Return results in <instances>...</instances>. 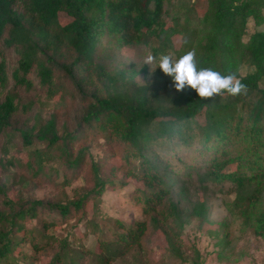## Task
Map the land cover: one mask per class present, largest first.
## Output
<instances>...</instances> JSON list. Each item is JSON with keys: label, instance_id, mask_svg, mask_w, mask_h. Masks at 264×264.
Returning a JSON list of instances; mask_svg holds the SVG:
<instances>
[{"label": "trees", "instance_id": "16d2710c", "mask_svg": "<svg viewBox=\"0 0 264 264\" xmlns=\"http://www.w3.org/2000/svg\"><path fill=\"white\" fill-rule=\"evenodd\" d=\"M206 2L207 8L198 18L191 16L196 22L191 34L195 37L197 68L232 73L227 65L237 49L244 46L253 71L244 76L235 75L247 91L237 96L225 93L200 98L194 91L185 89L164 104L159 89L148 86L108 94L105 98L87 94L81 72L92 68L99 78H105V66L96 62L103 39L113 50L138 52L148 48L156 54L163 53L188 28L185 23L181 24L179 17H173L167 25V7L173 0H0V163H3L6 144L17 137L25 148L41 146L33 151L34 158L27 155L25 164L29 169L35 166L36 173H43L45 164L53 161L79 175L85 164L84 154L73 156L71 147L81 137V130L60 132L55 115L44 122H35L30 128L13 126L17 117L25 116L34 106L32 100L23 102L24 97L36 92L30 79L34 75L37 87L49 98L56 95L61 98L67 93L65 83L71 82L86 104L79 127L106 134L108 142L114 137L120 139L134 158L143 159L146 164L145 170L141 166L144 177H138L144 194L145 221L127 227L126 233L116 240L97 241L94 250L73 247L67 236H56L49 230L75 219L79 213L86 216L88 199L95 201L92 208L97 207V200L109 184L98 174V168L94 169L93 188L65 203L44 205L41 201H29L17 205L7 197V184H0V198L5 208L0 210V264H18L22 255L16 257L14 253L20 244L31 247L32 253L27 256L30 261L25 264H146L141 250L148 225L162 231L166 219L179 222L165 178L152 172L156 166L142 155L149 141L158 138L175 142L178 152L184 150L189 158L195 155L193 163L186 165V173H196L200 182L229 183L237 195L252 189L245 198L248 209L251 202L261 199L264 193V85H261L264 83V31L253 32L245 43L242 37L249 20L255 26L264 23V0ZM6 49L12 50L16 57V67L10 77L3 57ZM119 75L123 77L122 73ZM10 79L13 84L9 87ZM201 114L204 123L197 125L195 118ZM152 126H156L155 133L151 131ZM127 176L137 179L136 173L127 172ZM43 213L53 218L40 217L39 229L26 228L28 221ZM56 216L66 220L60 224ZM90 226L97 227L93 220ZM163 233L171 243L167 232L163 230Z\"/></svg>", "mask_w": 264, "mask_h": 264}, {"label": "rangeland", "instance_id": "374dc122", "mask_svg": "<svg viewBox=\"0 0 264 264\" xmlns=\"http://www.w3.org/2000/svg\"><path fill=\"white\" fill-rule=\"evenodd\" d=\"M206 8V0H173V4L167 7V25H170L173 17H179L181 24L185 23L188 28L185 29L184 37L178 35L174 43L160 54L148 48L138 52L133 49L113 50L109 42L103 39L97 49L96 62L105 66L106 76L102 80L92 68L81 72L85 78V92L105 98L108 94L125 93L128 90L131 92L135 87L148 86L151 89H159L162 103H169L177 92L171 78L159 69V58L169 55L175 62L189 50L194 49L196 52L195 37L191 34L195 30L196 22L191 16L199 17ZM188 18L191 22L186 23L184 19ZM255 31H264V23L255 26L249 20L242 43L247 42L249 35ZM149 54L155 58L152 64L145 63ZM3 57L10 77L16 67L15 54L6 49ZM227 69L239 76L253 71L244 46L237 49ZM107 78L109 81H106ZM30 79L36 87V92L24 97L23 102L32 100L34 106L25 116L17 117L13 126L30 128L35 122H44L55 115L60 132L81 130V137L75 140L71 147L73 156L80 152L84 154L85 164L79 175L53 161L45 164L43 173H36L35 166L29 169L25 164L27 155L34 158L33 151L41 146L37 144L25 148L21 141L14 137L11 143L6 144L3 163H0V184H7V197L17 205L29 201H41L44 205L65 203L93 188L94 169L98 168V174L108 180L109 184L97 200V207L92 208L95 201L88 199L86 216L79 213L75 219L70 220L56 216V221L60 224L64 220L66 223L57 225L49 232L56 236H67L73 247L83 246L94 250L97 241L116 240L119 235L126 233L127 227H134L136 223L145 221L142 211L144 194L141 191V180L138 178L144 177L146 164L142 162L143 159L134 158L135 155L120 139L114 137L108 142L106 134L79 127L86 104L81 101L79 92L71 82L65 83L67 93H63L61 98L58 95L49 98L37 87L36 77L32 75ZM12 84L10 79L9 87ZM195 120L197 125H201L205 119L201 114ZM151 131L155 133L156 126H152ZM166 141L165 138L149 141L150 145L143 149L142 155L149 164L156 166V170L152 172L165 178L169 187V199L176 208L179 222L177 224L173 219H166L162 231L156 226L148 225V233L144 237L145 245L141 250L144 262L264 264V193L258 202H251L248 209L245 198L251 194L252 189L237 195L229 183L200 182L196 173H186V165L193 163L195 155L189 158L184 150L178 152L175 142ZM127 172L132 175L136 173L137 179H128V176L125 178ZM0 210H5L2 198ZM244 211L246 215L243 214ZM40 217L51 219L53 215L39 214L36 219L26 223V228L39 229ZM90 220L94 221L96 228L90 226ZM163 230L172 239L171 243L164 236ZM18 252L21 254H17ZM31 253L28 244H20L14 256L22 255L18 264H25L30 261L27 256ZM125 258L134 261L130 256Z\"/></svg>", "mask_w": 264, "mask_h": 264}, {"label": "clouds", "instance_id": "9594fccd", "mask_svg": "<svg viewBox=\"0 0 264 264\" xmlns=\"http://www.w3.org/2000/svg\"><path fill=\"white\" fill-rule=\"evenodd\" d=\"M154 59L149 54L145 63L152 64ZM158 67L165 76L171 78L176 92L188 89L194 91L200 98H211L225 93L229 96H237L247 91L246 85L234 73L221 74L220 71L210 67L198 70L194 49L186 52L175 62L169 55H162Z\"/></svg>", "mask_w": 264, "mask_h": 264}]
</instances>
